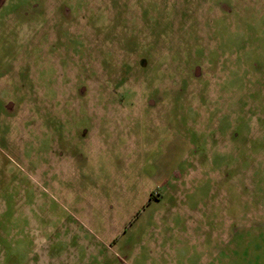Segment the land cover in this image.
Here are the masks:
<instances>
[{"label":"rangeland","instance_id":"1","mask_svg":"<svg viewBox=\"0 0 264 264\" xmlns=\"http://www.w3.org/2000/svg\"><path fill=\"white\" fill-rule=\"evenodd\" d=\"M0 264H264V0H0Z\"/></svg>","mask_w":264,"mask_h":264}]
</instances>
